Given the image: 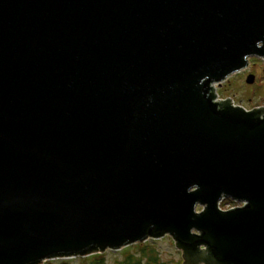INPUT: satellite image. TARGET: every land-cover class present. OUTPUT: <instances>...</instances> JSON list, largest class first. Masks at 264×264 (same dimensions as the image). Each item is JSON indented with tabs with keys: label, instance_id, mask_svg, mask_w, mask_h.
<instances>
[{
	"label": "water",
	"instance_id": "obj_1",
	"mask_svg": "<svg viewBox=\"0 0 264 264\" xmlns=\"http://www.w3.org/2000/svg\"><path fill=\"white\" fill-rule=\"evenodd\" d=\"M250 57L264 0H0V264H264V106L214 88Z\"/></svg>",
	"mask_w": 264,
	"mask_h": 264
},
{
	"label": "rangeland",
	"instance_id": "obj_2",
	"mask_svg": "<svg viewBox=\"0 0 264 264\" xmlns=\"http://www.w3.org/2000/svg\"><path fill=\"white\" fill-rule=\"evenodd\" d=\"M248 74L254 75L253 83L246 82ZM219 98L230 97L235 104L242 105L246 109H251L257 106L264 105V60L259 57H250L249 64L246 69L236 72L223 81L222 85L217 86ZM229 199H223L221 202L222 208L240 205L239 202H229ZM197 211L201 206L196 207ZM149 244L158 256L161 264H182V252L179 250L170 235H164L160 238H149L146 241L138 242ZM138 243L130 244L121 249H105V251H97L94 254H104L103 264H124L126 253L132 252L135 257H138ZM92 254L76 255L69 257L54 258L50 260L51 264H57L61 260H68L69 264H96L92 262ZM89 256V257H88ZM132 260V259H131ZM131 264H136L132 263ZM137 264H148L145 258H141Z\"/></svg>",
	"mask_w": 264,
	"mask_h": 264
},
{
	"label": "trees",
	"instance_id": "obj_3",
	"mask_svg": "<svg viewBox=\"0 0 264 264\" xmlns=\"http://www.w3.org/2000/svg\"><path fill=\"white\" fill-rule=\"evenodd\" d=\"M229 202H232L228 200ZM138 257H135L134 253L132 252H127L126 253V259L124 260V264H131L132 263H139L141 258H145L147 260L148 264H161L158 260V256L155 253L154 249L151 248L149 244H144V243H138ZM129 247V246H128ZM89 257V256H88ZM90 257H92V262H95L96 264H103L104 260V254L102 253H97V254H92ZM132 259V260H131ZM42 264H51L50 261H45ZM57 264H69L68 260H61Z\"/></svg>",
	"mask_w": 264,
	"mask_h": 264
},
{
	"label": "bare ground",
	"instance_id": "obj_4",
	"mask_svg": "<svg viewBox=\"0 0 264 264\" xmlns=\"http://www.w3.org/2000/svg\"><path fill=\"white\" fill-rule=\"evenodd\" d=\"M231 75H232V74H231ZM227 79H228V78H227ZM225 80H226V79H225ZM225 80H224V81H225ZM222 83H223V81H222ZM222 83H221L220 85H222ZM220 85H219V84H215V85H214V88L216 89L217 86H220ZM216 92H217V91H216Z\"/></svg>",
	"mask_w": 264,
	"mask_h": 264
},
{
	"label": "built area",
	"instance_id": "obj_5",
	"mask_svg": "<svg viewBox=\"0 0 264 264\" xmlns=\"http://www.w3.org/2000/svg\"><path fill=\"white\" fill-rule=\"evenodd\" d=\"M217 100H218V98H217Z\"/></svg>",
	"mask_w": 264,
	"mask_h": 264
}]
</instances>
